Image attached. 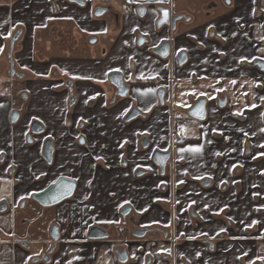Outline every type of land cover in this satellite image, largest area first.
Returning <instances> with one entry per match:
<instances>
[{
  "label": "crops",
  "instance_id": "obj_1",
  "mask_svg": "<svg viewBox=\"0 0 264 264\" xmlns=\"http://www.w3.org/2000/svg\"><path fill=\"white\" fill-rule=\"evenodd\" d=\"M86 1L0 0V264H47L34 259L50 252L54 226L52 264H121L123 245L126 264H264V0H174L186 19L172 35L153 11ZM199 98L204 121L189 114ZM133 108L141 115L127 122ZM155 150L171 151L164 175ZM61 176L76 181L71 200H34ZM94 225L110 239L90 241ZM136 228L155 231L136 240Z\"/></svg>",
  "mask_w": 264,
  "mask_h": 264
},
{
  "label": "water",
  "instance_id": "obj_2",
  "mask_svg": "<svg viewBox=\"0 0 264 264\" xmlns=\"http://www.w3.org/2000/svg\"><path fill=\"white\" fill-rule=\"evenodd\" d=\"M72 3L78 4L79 6H84L86 4V2L84 0H69ZM101 2H108L110 0H99ZM167 11L168 13V17L167 19H165L164 17V12ZM137 12L138 14L143 17L146 15L147 10L144 6H138L137 7ZM157 12H159L160 14V18L158 20V27H162L165 25H169V24H173L176 25V21L180 20L182 18L181 15H177V16H171V11L168 8H163V7H158L157 8ZM154 52L156 54H158L159 56H161L162 58H167L169 56L170 53V45L169 43H164L160 48L154 50ZM162 53H166V54H162ZM179 61L180 63H184L186 61V56L185 54H181L179 57ZM258 65L261 66V64L259 63ZM109 81L112 85H114L117 90H118V95L121 97H125L128 94V86H126L124 79L122 77V75L118 72H114L109 76ZM203 105V118H201L198 115H194V113H196L198 111V109L200 108V106ZM205 102L203 101H199L197 102L193 108L190 110L189 114L194 117L196 120L199 121H204L206 119V107H205ZM140 115V112L137 108H133L129 114L126 117V121L130 122L134 119H136L138 116ZM40 124H38V122H34L33 124V129L35 132H37L40 129ZM49 143L46 142V147H45V152L44 155L47 156V153L51 154V146L48 145ZM171 156V152L170 151H155L153 154V161L154 163L160 168L161 170V174L165 173L166 170V166L167 163L170 159ZM75 182L73 180L70 179H66V178H62L60 180L57 181V183H55L54 185H52L51 187H49L47 190L34 195V200L37 201L40 205L42 206H52L55 205L57 203H59L60 201L69 198L72 196V194L74 193L75 190ZM71 189V191H68V189ZM148 233V229H138L134 232V235L136 237H144L146 234ZM89 239L91 240H99V239H105L108 237V234L105 230H103L100 227H93L90 230L89 233ZM118 256H119V260L122 263H125L127 261L128 255L126 251H120L118 252ZM43 259H45V257H43ZM35 261H38V259H36Z\"/></svg>",
  "mask_w": 264,
  "mask_h": 264
},
{
  "label": "flooded vegetation",
  "instance_id": "obj_3",
  "mask_svg": "<svg viewBox=\"0 0 264 264\" xmlns=\"http://www.w3.org/2000/svg\"><path fill=\"white\" fill-rule=\"evenodd\" d=\"M86 3H87V1L86 0H84ZM110 1H113V0H110ZM110 1H108V2H110ZM173 1L174 0H162V2L161 3H157V0H123V2H124V8H125V10L126 11H128V12H136L137 14H138V12H137V7L138 6H144L145 8H146V10H147V13H146V15L145 16H143V17H141L139 14H138V16L140 17V18H146L147 16H148V14L151 12V11H153V12H155V13H157L159 16H158V18H157V20H156V29L158 30V32H161L163 29H166L167 30V32L169 33V34H174V33H176L177 31H178V24L180 23V22H183L185 19H186V17L183 15V14H174L173 12H172V10H171V6H172V4H173ZM72 3V2H71ZM75 4V3H74ZM78 5V4H77ZM86 5V4H85ZM84 5V6H85ZM84 6H81V7H84ZM158 7H163V8H168V9H170V11H171V16H177V15H181L182 16V18L180 19V20H178V21H176V25H173L172 23L171 24H169V25H165V26H162V27H158V20H159V18H160V14H159V12H157V8ZM97 10V13H101V11H102V9H100V8H98V9H96ZM19 35L20 34H16L15 36H14V38H13V40H12V44L14 45L15 43H16V41H17V39L19 38ZM169 43V45H170V50H171V42H170V40H166V41H164L160 46H159V48L164 44V43ZM170 54H171V51H170V53H169V56H170ZM181 54H185V56H186V61L184 62V63H180V61H179V57H180V55ZM168 56V57H169ZM167 57V58H168ZM187 60H188V55H187V53L185 52V51H182V52H180V54L178 55V64L179 65H184V64H186V62H187ZM119 73V72H118ZM152 83H147L148 85H151V84H153L154 82L152 81V80H150ZM149 81V82H150ZM125 82V81H124ZM126 84V83H125ZM114 86V85H113ZM126 86H128L127 84H126ZM115 87V86H114ZM116 88V87H115ZM129 88V87H128ZM117 89V88H116ZM128 93H129V90H128ZM1 95V94H0ZM117 95H118V90H117ZM128 95V94H127ZM1 96H5V98L4 99H2V100H6L7 99V96L6 95H1ZM119 96V95H118ZM119 97H121V96H119ZM126 97V96H125ZM121 98H124V97H121ZM199 101H204L203 100V98H199V99H197V101H196V103L197 102H199ZM193 108V107H192ZM191 108V109H192ZM140 112V111H139ZM129 114V113H128ZM127 114V115H128ZM140 115H141V112H140ZM139 115V116H140ZM138 116V117H139ZM127 117V116H126ZM137 117V118H138ZM195 119V118H194ZM125 120H126V118H125ZM135 120V119H134ZM196 120V119H195ZM133 121V120H132ZM199 121V120H198ZM131 122V121H130ZM179 129H181L182 130V128L181 127H178V128H176L175 129V136H184V130L182 131V134H178V130ZM173 138V137H172ZM29 140H30V142H32V137L31 136H29V138H28ZM80 141H82V143L84 142V139H81ZM176 142H181L182 140L181 139H176L175 140ZM46 142H48L49 144L48 145H50L51 146V154H49V153H47V156H45L44 155V152H45V147H46ZM148 139L146 138V137H144L143 138V146L145 147V148H147L148 147ZM155 151H158V150H155ZM154 151V152H155ZM160 151H170V150H160ZM54 152H55V148H54V143H53V140L51 139V138H48V139H46V141H45V144H44V151H43V155H44V158H45V161H46V163L48 164V165H52V163H53V159H54ZM154 152H153V154H154ZM171 152V151H170ZM153 154H152V161H153ZM171 156H172V154H171ZM171 156H170V159H169V161L168 162H170V160H171ZM154 162V161H153ZM155 164V163H154ZM156 165V164H155ZM167 165H168V163H167ZM157 166V165H156ZM158 167V166H157ZM159 168V167H158ZM166 168H167V166H166ZM159 170H160V168H159ZM138 173H142V171L141 172H138ZM165 173H166V170H165ZM164 173V174H165ZM160 174H161V170H160ZM164 174H161V175H164ZM62 178H66V179H70V180H73L74 182H75V185H76V181H75V179L74 178H72V177H69V176H61V177H59L58 179H57V181L58 180H60V179H62ZM57 181L56 182H54L53 184H51L49 187H51L52 185H54L55 183H57ZM48 187V188H49ZM47 188V189H48ZM46 189V190H47ZM75 190H76V186H75ZM75 190H74V193L72 194V196L71 197H69V198H66V199H64V200H62V201H60L59 203H57V204H55V205H52V206H58V205H60L61 203H63L64 201H66V200H71L73 197H74V195H75ZM45 191V190H44ZM41 193V192H40ZM39 194V193H38ZM36 195V194H35ZM34 197V196H33ZM52 206H47V207H52ZM123 213H125V211L123 212ZM93 227H100V228H102L101 226H99V225H94V226H92L91 228H90V230L93 228ZM103 230H105L104 228H102ZM138 229H148V233L144 236V237H136L135 235H134V232L136 231V230H138ZM154 228H136L135 230H133V232H132V236H133V238H135L136 240H140V239H144V238H146L149 234H151L153 231H155V230H153ZM90 230H89V232H88V236H89V233H90ZM106 231V230H105ZM107 232V231H106ZM53 234V236H54V240H53V242H52V245H51V249H50V252L49 253H47V254H45L44 256H42L40 259L39 258H35L34 259V261L36 260V259H38V261H35V262H39V261H43V262H45V263H47V264H52V261H53V255H54V252H55V250H56V246H57V243H58V241L60 240V227L59 226H54V229H53V232H52ZM107 234H108V237L107 238H105V239H99V240H91V239H89V237H88V239L90 240V241H107V240H109L110 239V234L107 232ZM165 236H167L168 235V233L167 232H165V234H164ZM211 247H212V245H211ZM120 251H126L127 252V255H128V258H127V261L125 262V263H122V262H120V260H119V256H118V252H120ZM116 257H117V259H118V261L121 263V264H126L127 262H128V259H129V253H128V249H127V246L126 245H123V246H121V247H118V248H116ZM43 257H45V259H43Z\"/></svg>",
  "mask_w": 264,
  "mask_h": 264
},
{
  "label": "snow or ice",
  "instance_id": "obj_4",
  "mask_svg": "<svg viewBox=\"0 0 264 264\" xmlns=\"http://www.w3.org/2000/svg\"><path fill=\"white\" fill-rule=\"evenodd\" d=\"M161 2H162V0H157V3H161ZM164 17H165V19H167V17H168L167 11L164 12ZM162 54H166V53H162ZM116 71H120V70L116 69ZM129 78H131V77H129ZM141 78H144L143 74H141ZM232 83H235V81H233ZM137 91H139V90L137 89ZM152 91H153L152 89L148 90V92H152ZM146 94L147 93H142V95H146ZM201 95H206V93H201ZM209 98L212 99L213 97H209ZM261 99H264V97H261ZM255 106L256 105H252V107H255ZM189 107H191V106L189 105ZM194 115H198L201 118H203V105L200 106V108L198 109V111L196 113H194ZM182 131H183V129H182ZM201 150H202V145L201 146H195V147L190 146L188 148H181L179 151L180 152L187 151V152H192V153H199V152H201ZM217 155H219V153H217ZM37 179H39V177H37ZM68 191H71V189L69 188ZM192 203H195V201H193Z\"/></svg>",
  "mask_w": 264,
  "mask_h": 264
},
{
  "label": "rangeland",
  "instance_id": "obj_5",
  "mask_svg": "<svg viewBox=\"0 0 264 264\" xmlns=\"http://www.w3.org/2000/svg\"><path fill=\"white\" fill-rule=\"evenodd\" d=\"M3 93V92H2ZM193 127H195L196 125H192ZM184 130H187L188 128H190L189 124H184L183 125ZM194 130V129H193Z\"/></svg>",
  "mask_w": 264,
  "mask_h": 264
},
{
  "label": "trees",
  "instance_id": "obj_6",
  "mask_svg": "<svg viewBox=\"0 0 264 264\" xmlns=\"http://www.w3.org/2000/svg\"><path fill=\"white\" fill-rule=\"evenodd\" d=\"M142 83H144V84H147V83H152L151 81L149 82V81H145V82H142ZM5 98V96H1L0 95V100H2V99H4Z\"/></svg>",
  "mask_w": 264,
  "mask_h": 264
},
{
  "label": "built area",
  "instance_id": "obj_7",
  "mask_svg": "<svg viewBox=\"0 0 264 264\" xmlns=\"http://www.w3.org/2000/svg\"><path fill=\"white\" fill-rule=\"evenodd\" d=\"M178 134H182V130L181 129L178 130Z\"/></svg>",
  "mask_w": 264,
  "mask_h": 264
}]
</instances>
